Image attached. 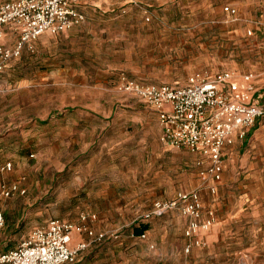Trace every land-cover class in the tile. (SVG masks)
Here are the masks:
<instances>
[{"label":"rangeland","instance_id":"rangeland-1","mask_svg":"<svg viewBox=\"0 0 264 264\" xmlns=\"http://www.w3.org/2000/svg\"><path fill=\"white\" fill-rule=\"evenodd\" d=\"M134 3L114 0L101 10L82 3L84 20L69 36L53 35L46 44L37 39L11 68L18 72L13 83L18 128L27 131L21 142L28 148L24 154L3 151L13 167L0 173V184L18 190L8 198L0 195L6 221L0 253L59 218L119 236L91 243L73 264H264V140L257 138L264 119L237 155L238 163L247 158L248 164L238 166L222 211L206 210L205 218L213 212L215 223L188 254L187 225L180 217L144 219L155 202L167 199L159 198L160 190L150 198L141 192L154 185L160 169L173 180L176 175L169 170L170 153L160 159L144 142V113L155 108L122 90L124 79L186 86L198 74L229 72L240 85L251 75L252 94L264 105V0ZM219 8L221 13L212 14ZM78 112L83 116L76 117ZM79 121L83 125L76 129ZM104 147L116 150L108 154ZM186 152L178 149V184L170 199L204 188L196 162L201 157L194 160ZM232 158L230 153L226 162ZM248 197L250 213L242 215L239 202ZM83 214L96 219L82 222ZM134 224L150 226L145 239L132 236ZM82 238L88 240L74 234L71 247Z\"/></svg>","mask_w":264,"mask_h":264},{"label":"built area","instance_id":"built-area-1","mask_svg":"<svg viewBox=\"0 0 264 264\" xmlns=\"http://www.w3.org/2000/svg\"><path fill=\"white\" fill-rule=\"evenodd\" d=\"M80 1L9 0L0 4V38L4 37V29L9 25L14 26L19 36L13 48L0 45V71L9 60L20 57L25 48L31 49L42 34L56 35L83 21L84 16L76 7ZM230 12L235 14L234 9ZM251 80L252 76L247 75L243 79L244 84L240 85L229 72L215 76L198 74L191 77L186 86L145 85L124 79L122 90L155 108L163 130V142L201 157L197 161L200 176L204 181L213 180L210 191L215 194L216 184L223 178L225 148L232 146L236 139L246 140L256 123L264 119V105L254 98ZM12 167L8 162L0 171L10 172ZM17 190V185L0 184L2 197H11ZM170 211H179L188 218L185 237L190 243L186 245L185 253L190 254L194 247L203 244L200 233L215 223L214 213L210 212L204 219L200 193L192 191L181 192L172 200L155 202L153 211L144 219ZM88 219L95 220L96 216L81 215L82 222ZM5 223L4 212L0 208V236ZM74 234H85L88 240L82 238L71 247ZM118 237L55 218L45 227L35 228L17 248L0 253V264H73L91 243L102 245L108 239ZM138 238L145 239L146 232Z\"/></svg>","mask_w":264,"mask_h":264},{"label":"crops","instance_id":"crops-1","mask_svg":"<svg viewBox=\"0 0 264 264\" xmlns=\"http://www.w3.org/2000/svg\"><path fill=\"white\" fill-rule=\"evenodd\" d=\"M9 1V0H7ZM5 1V2H7ZM132 3L136 4V2H147L150 0H131ZM166 1H170V0H155L156 3H164ZM2 2V3H5ZM113 2L114 0H82L80 1L76 7L78 9V11L80 12V6L82 3L88 4L90 3V8L95 9V10H101L103 8H111L113 6ZM0 3V4H2ZM235 10V9H234ZM212 14L214 13H221V8L217 9L216 11H211ZM81 13V12H80ZM4 37L0 38V45L1 46H5V47H9V48H13L16 46L19 36L17 31L14 29V26H6L4 29ZM68 31L62 32L63 34L60 35V37H64L65 36H69L70 33H67ZM53 34L51 33H44L42 34L38 40L44 42L43 44H46L47 41H49L52 38ZM69 38V37H66ZM21 58L17 57V58H13L11 60H9V62L6 63L4 69L5 71H7L5 73V77L0 76V165L2 164H6L8 162H11L12 159H8L5 160L6 157L5 154L3 153V151L6 150H21L20 154H24V151L27 150V146L25 141L21 142L23 138H27L26 134L27 131L25 130H20L19 127V112L17 111V106H16V101H15V94H14V86L13 83H15L17 81L16 76L18 75V72L16 70L10 71L11 68L13 66H15L18 63V60ZM3 69V70H4ZM2 70V71H3ZM0 71V72H2ZM259 101V99H256ZM259 103L261 104V102L259 101ZM89 113V112H87ZM83 112H78L76 117H82ZM90 115L93 113H89ZM146 116L145 119V125H146V129H147V135L146 138L144 140L145 144L149 146V148L153 151V153L155 155H158L159 158H163V157H167V155L170 153V161H169V165H170V172L171 174L174 172L176 175V180H173L172 177H168L167 173H164L162 171V169L159 170L158 176L155 179V183L152 187L150 188H146L143 192H141V195L143 197L146 198H150L153 195H150L151 192L153 190H160L161 196L159 197L161 198H165L167 200H172L170 199L173 194L174 191L176 189V185L178 184V172H179V162H178V149L172 147L171 145L165 143L162 141V134H163V130L160 124V120H159V116L158 113L156 112V110H152L151 112H145L144 113ZM92 116V115H91ZM262 120V119H261ZM259 120V121H261ZM27 123V118H25V122L23 124ZM79 125H83L82 121L79 122H74V126L77 129V127ZM260 126V124H259ZM263 128H258L259 133H258V139L260 141L264 140V126H262ZM253 129V128H252ZM252 131V130H251ZM250 131V133H251ZM249 133V136L251 135ZM247 141V140H246ZM246 141H240L239 139H236L234 144L232 146H228L225 148L224 150V154H223V161H224V171H223V178L222 181L218 184H216L217 186V193L213 194L210 191V187L212 186L213 180L212 179H208L207 181H204L203 184L201 186H203L204 188L200 190V196H201V200L203 202V206H204V213L206 212V210L209 208H212L218 212H221L222 209H220V206L227 200L226 199V193L227 190L229 189V183L233 182L236 178V171L238 166H246L248 164V160L247 158L244 159L242 162L238 163V158L237 155H243L244 151V147L246 146L247 143H245ZM83 150H87V148H83ZM106 151L108 154L113 153L116 148L114 147L113 149H110L108 147H104L103 151ZM184 151H187L185 149H182ZM230 153H233V158L231 160H229L228 162H226V157L230 155ZM187 157L190 156L189 151L186 152ZM83 155V154H82ZM194 156V160H196L198 155L193 154ZM2 157V158H1ZM173 157V158H171ZM96 160H98V158H96ZM193 160V161H194ZM197 162V160H196ZM12 163V162H11ZM93 162L90 164V167H93ZM3 165V166H4ZM196 165V164H195ZM2 167V166H1ZM89 167V169H90ZM197 169H199L197 167ZM2 174L5 173H9L7 171L1 172ZM5 176H2V178H4ZM8 177V176H7ZM80 181H82V179H80ZM198 180H195L194 182V186H196L198 184ZM200 186V187H201ZM199 187V188H200ZM181 192H189V191H180ZM167 200H162V201H167ZM248 201L251 202V199L248 197L241 199L239 204L241 209L244 211L243 213H241L242 215H246L249 214V208L250 206H248ZM150 204V203H148ZM248 206V207H247ZM248 210V211H247ZM169 213V214H168ZM166 214H168V217L177 215L178 217H180V221H182L183 224L188 223V218L183 216L179 211H170L167 212ZM165 214V215H166ZM205 214L203 215V218H205ZM150 229V226H149ZM148 229V230H149ZM147 230V231H148ZM28 231V229L26 228L25 233ZM206 236V234H202L201 238L204 239V237ZM28 237V236H27ZM25 240V239H24ZM23 240V241H24ZM18 242V246L23 242ZM13 246H17V244H13ZM17 246V247H18ZM15 247V248H17ZM13 248V249H15Z\"/></svg>","mask_w":264,"mask_h":264},{"label":"trees","instance_id":"trees-1","mask_svg":"<svg viewBox=\"0 0 264 264\" xmlns=\"http://www.w3.org/2000/svg\"><path fill=\"white\" fill-rule=\"evenodd\" d=\"M132 234L136 237H139L144 234L149 229L148 224H134L132 227Z\"/></svg>","mask_w":264,"mask_h":264}]
</instances>
